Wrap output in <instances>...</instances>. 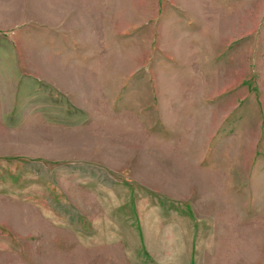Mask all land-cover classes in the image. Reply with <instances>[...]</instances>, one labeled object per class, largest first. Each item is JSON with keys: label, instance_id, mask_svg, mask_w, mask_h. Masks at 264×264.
Returning <instances> with one entry per match:
<instances>
[{"label": "rangeland", "instance_id": "1", "mask_svg": "<svg viewBox=\"0 0 264 264\" xmlns=\"http://www.w3.org/2000/svg\"><path fill=\"white\" fill-rule=\"evenodd\" d=\"M0 264H264V0H0Z\"/></svg>", "mask_w": 264, "mask_h": 264}]
</instances>
